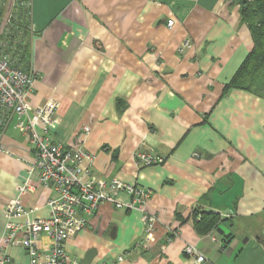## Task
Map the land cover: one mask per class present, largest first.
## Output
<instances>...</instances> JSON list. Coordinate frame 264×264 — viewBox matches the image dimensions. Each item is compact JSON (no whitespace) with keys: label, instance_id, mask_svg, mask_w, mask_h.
<instances>
[{"label":"crops","instance_id":"0c3cea01","mask_svg":"<svg viewBox=\"0 0 264 264\" xmlns=\"http://www.w3.org/2000/svg\"><path fill=\"white\" fill-rule=\"evenodd\" d=\"M27 1L14 45L25 50L17 61L39 73L29 102H59L53 137L66 147L89 126L81 144L94 154V174L149 188L145 207L158 217L154 240L138 245L140 213L104 203L65 241L69 258L192 264L183 252L192 243L205 264H264V98L229 86L253 46L235 0ZM185 38L190 44L178 52ZM0 145L1 241L3 207L22 181L33 186L20 196L31 218L48 217L55 192L37 172L28 176L33 147L14 120ZM138 149H152L163 162L137 164ZM203 212L219 217L207 232L196 225ZM219 228L231 233L228 243ZM48 244L41 236L37 250ZM7 253L11 264H31L21 245Z\"/></svg>","mask_w":264,"mask_h":264},{"label":"built area","instance_id":"2783aa9c","mask_svg":"<svg viewBox=\"0 0 264 264\" xmlns=\"http://www.w3.org/2000/svg\"><path fill=\"white\" fill-rule=\"evenodd\" d=\"M29 5L27 0H0V136L14 120L15 127L28 136L33 147L34 156L28 163V176L37 172L41 185L52 188L55 195L47 200L48 217L31 218L32 210L21 202L20 196L31 192L33 186L28 179L17 186V196L3 207L6 222L0 241V264H11L7 253L9 245L24 247L31 264H79L76 259L69 258L65 241L84 227L87 216L104 203L117 209L138 211L143 231L142 241L138 245L149 244L154 240L158 224L157 215L145 207L151 190L116 177L99 179L91 165L94 154L86 151L81 144L82 138L90 130L89 126L82 127L81 137L75 146L66 147L53 137L59 123V102L53 97L38 105L29 102L39 73L33 69L27 70L23 61H17L24 55V50L14 45L21 33L20 26H24L25 11L27 13ZM173 23V19H168L166 25L171 27ZM189 44L185 38L178 52ZM0 150L6 151L2 145ZM192 155L197 157L199 154L194 152ZM134 157L136 163L142 166L163 162V158L156 156L152 149H138ZM83 161L86 162L85 166H81ZM120 193L126 194L129 199L121 201L117 197ZM43 235L48 238L49 244L39 251L37 240ZM183 252L192 258V264L206 263V257L192 243H186ZM38 257L43 258L42 262L36 263Z\"/></svg>","mask_w":264,"mask_h":264},{"label":"trees","instance_id":"16d2710c","mask_svg":"<svg viewBox=\"0 0 264 264\" xmlns=\"http://www.w3.org/2000/svg\"><path fill=\"white\" fill-rule=\"evenodd\" d=\"M241 19L249 27L253 46L233 74L229 86L251 91L264 98V0H235ZM25 53V50H24ZM215 212H203L198 230L207 232L218 222Z\"/></svg>","mask_w":264,"mask_h":264},{"label":"water","instance_id":"95a60500","mask_svg":"<svg viewBox=\"0 0 264 264\" xmlns=\"http://www.w3.org/2000/svg\"><path fill=\"white\" fill-rule=\"evenodd\" d=\"M219 234L222 235V240L225 242V243H228L230 241V238H231V233H225L223 230H221L220 228L217 229ZM88 259V257H86Z\"/></svg>","mask_w":264,"mask_h":264}]
</instances>
